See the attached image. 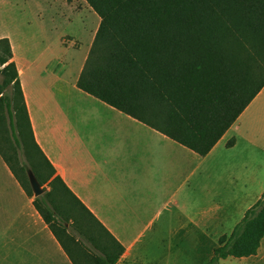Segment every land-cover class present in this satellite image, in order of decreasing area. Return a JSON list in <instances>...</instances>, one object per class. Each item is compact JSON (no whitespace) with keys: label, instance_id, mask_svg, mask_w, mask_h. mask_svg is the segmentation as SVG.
<instances>
[{"label":"crops","instance_id":"1","mask_svg":"<svg viewBox=\"0 0 264 264\" xmlns=\"http://www.w3.org/2000/svg\"><path fill=\"white\" fill-rule=\"evenodd\" d=\"M62 37L56 43L48 28L17 21L0 28L35 142L109 243L123 248L115 264H207L264 192V87L201 157L80 90L91 46L73 72L75 50ZM33 199L0 156V264H89L76 250L69 256ZM219 264H264V236L256 255Z\"/></svg>","mask_w":264,"mask_h":264},{"label":"trees","instance_id":"2","mask_svg":"<svg viewBox=\"0 0 264 264\" xmlns=\"http://www.w3.org/2000/svg\"><path fill=\"white\" fill-rule=\"evenodd\" d=\"M84 1L100 21L77 87L201 157L264 87V0ZM3 118L8 127L0 126V143L15 156L21 150L30 155L27 186L3 145L0 156L30 197L28 170L41 186L48 185L49 191L34 197L33 206L61 246L71 258L75 250L81 253L79 246L89 264H115L123 248L113 239L114 244L109 243V234L69 191L35 142L7 38H0V121ZM57 197L77 206L87 225L104 233L102 247L74 226L78 239L69 233L72 225L57 224ZM263 236L264 192L232 233L220 237L207 264L254 256Z\"/></svg>","mask_w":264,"mask_h":264},{"label":"rangeland","instance_id":"3","mask_svg":"<svg viewBox=\"0 0 264 264\" xmlns=\"http://www.w3.org/2000/svg\"><path fill=\"white\" fill-rule=\"evenodd\" d=\"M16 21L20 22L21 27L33 29L48 28L54 32L56 43H58L59 37L63 35L62 43L72 45V49L75 50V52H72V68L74 72L81 63L85 49L92 45L100 20L84 0H73L71 3H63L60 0H0V28L4 24L9 26L11 22ZM256 61L261 63L262 59L257 55ZM0 126L2 129H7L6 118L0 121ZM0 145L5 147L7 155L13 157L12 165L20 181L27 186L25 172L30 169L29 153L21 150L18 156H15L5 144L0 143ZM41 187L45 189V192L49 191L48 185L44 184ZM54 205L58 207L60 213L57 224L60 227L62 225H66V227L72 225L68 230L76 239L80 235L72 228L73 226L82 231L85 236L92 237L93 241L94 239L97 240L100 247L103 246V242L107 241L104 233L97 226L89 227L86 220L81 216V210L77 206L73 207L64 197H57ZM64 219L68 221L65 222ZM72 221H74V224ZM70 246L72 247V244ZM92 247L91 249H93ZM78 249L84 255V249L82 250L79 246Z\"/></svg>","mask_w":264,"mask_h":264},{"label":"water","instance_id":"4","mask_svg":"<svg viewBox=\"0 0 264 264\" xmlns=\"http://www.w3.org/2000/svg\"><path fill=\"white\" fill-rule=\"evenodd\" d=\"M27 177L33 195L35 197L41 196L45 192V190L41 187L40 183L37 181L36 177L30 170L27 171Z\"/></svg>","mask_w":264,"mask_h":264}]
</instances>
